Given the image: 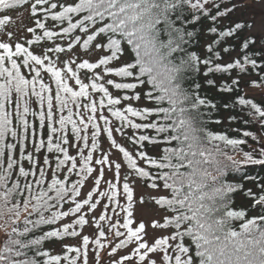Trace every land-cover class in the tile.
<instances>
[{
    "label": "snow or ice",
    "instance_id": "6c2138e0",
    "mask_svg": "<svg viewBox=\"0 0 264 264\" xmlns=\"http://www.w3.org/2000/svg\"><path fill=\"white\" fill-rule=\"evenodd\" d=\"M27 2L0 0V10ZM238 7L236 0L31 3L36 18L26 43L64 40L66 47L55 43L35 54L24 43L0 41V219L11 221L0 264H88L90 244L99 264L107 241L103 221L118 240L114 246L108 242L111 254L129 249L113 264H264V176L247 171L248 166L264 170V101L241 94L220 105L239 107L249 117L243 124L262 130L233 128L240 136L230 137L210 128L222 121L212 116L217 103L202 92L207 86L221 94L239 93L241 78L253 73L259 79L250 86L264 88V36L258 46L253 23L232 18ZM49 18L58 30L48 26ZM10 20L3 15L0 28ZM201 40L203 54L195 50ZM79 48L101 55L92 62L77 54ZM65 53L73 55L60 60ZM82 70H87L83 79ZM42 73L49 74L48 82ZM217 73L221 82L212 78ZM109 86L123 94L114 96ZM241 119L228 116L230 123ZM126 129L135 130L127 137L136 145L135 155L114 137V132L126 136ZM102 135L132 170L122 184L123 165L103 149ZM105 168L114 170V181L105 180ZM233 173L241 175L229 180ZM73 174L78 179L72 180ZM133 174L156 190L153 202L171 213L163 222L152 221L153 228L170 232L151 242L146 224L134 223ZM89 178L94 188L81 198ZM241 194L250 203L236 204L234 197ZM102 200L107 202L103 211L90 221ZM66 217L74 219L58 225ZM93 225V237L83 234ZM66 237H79L81 243L64 245L63 256L43 248L45 241ZM157 253L159 262L150 256Z\"/></svg>",
    "mask_w": 264,
    "mask_h": 264
},
{
    "label": "rangeland",
    "instance_id": "374dc122",
    "mask_svg": "<svg viewBox=\"0 0 264 264\" xmlns=\"http://www.w3.org/2000/svg\"><path fill=\"white\" fill-rule=\"evenodd\" d=\"M238 4V10L234 13L233 19L237 18H245L252 20L253 28L250 30L252 34L256 35L257 37L264 36V0H236ZM9 17L11 20L7 22L3 28H0V41H7V42H14L17 40H21L29 35L27 29L32 23V16L30 14V6L23 5L21 7L14 8L8 12ZM8 33H12L11 37L8 36ZM77 54L81 58H87L89 60H95L101 55V53H93L89 55L86 53L82 48L78 49ZM73 53H65L60 54L61 60H67L69 59ZM63 66V65H61ZM246 92L250 95L264 98V88L261 87H252L249 86L246 88ZM117 139L122 142L126 143L122 136L119 135L118 132H114ZM111 143L107 140H103L102 147L106 151H110L111 153V159L114 161H118L122 163V169H121V184L123 183V178L126 176L128 167L126 166L125 162L123 161V158L121 156V153L116 149H109V145ZM252 147H256L255 145H252ZM98 171V169H97ZM113 169L105 168V180H113ZM96 175V173H93V176ZM129 180L131 183V186L134 188V223L138 224L139 222L143 221L146 224V232L147 236L146 239L151 242L154 238L159 237L160 235H167L170 230L169 229H157L153 228L151 226L153 220H159L162 221V217L167 215V212L157 206L153 200L152 197L157 195L156 190L151 189L147 184L143 183L141 179L135 178L134 176H129ZM134 180V182H133ZM94 183L91 178L87 179L85 181V184L83 188L81 189V198H83L88 191L93 190ZM107 185L102 181L101 182V190H106ZM141 197H143V203H141ZM120 202L122 204L125 203V199L123 197L122 189H121V195H120ZM106 200L101 201V205L97 207L94 213L90 214L89 220L91 221L92 215L99 216V214L103 211V205L106 204ZM111 205L109 206V215L112 217V221L115 222L116 216L112 214L111 212ZM119 211V209H117ZM120 216H123L124 213L120 212ZM74 217H66L62 222L73 220ZM121 223L123 221L121 220ZM102 224L104 225L105 231L107 233V241H105V248L100 251L99 253V264H113V260L119 259L121 255L126 254L128 252V248L118 250L117 254L112 255L110 252V246L108 242H112V245L114 246L115 243L118 242L117 238L114 236V230L109 231L108 228V221H103ZM3 227H0V247L2 244V241L4 240L5 236L8 233V228L2 225ZM121 231H124V229H121ZM96 233L95 226H86L83 230V234H87L90 237H93ZM73 246H79L81 241L80 238L77 237L74 240H71L69 242ZM63 246L62 244L58 245V248H61ZM95 246L90 244L89 246V254H88V264H97V259L92 251V249ZM131 246H129L130 248ZM154 259H156L158 262L160 260V254H150ZM136 264H139V261H136Z\"/></svg>",
    "mask_w": 264,
    "mask_h": 264
},
{
    "label": "trees",
    "instance_id": "16d2710c",
    "mask_svg": "<svg viewBox=\"0 0 264 264\" xmlns=\"http://www.w3.org/2000/svg\"><path fill=\"white\" fill-rule=\"evenodd\" d=\"M33 2H34V0H28V2L27 3H24V4H29L30 3V7H31V3H33ZM8 11L9 10H0V18H2L3 15H8L7 14ZM30 11H31V9H30ZM35 18L36 17H34L32 15V23L29 26V28L35 26L34 25ZM237 20H244V21H251L252 22V20L245 19V18H237ZM47 24L53 30H58L59 25H54L50 18L47 21ZM63 26L66 27L67 24L65 23ZM37 34H42V30L37 29ZM32 38L33 37H32V34H31V35H29V36H27V37H25V38H23L21 40H18L16 42L24 43L25 46L26 47H30V50H32L35 54H42L44 51H46L47 48L53 47L55 45V43H60L61 45H63V46L66 47V44H65V41L64 40L50 41V40H46V39L45 40H41L37 44H33V45L29 46L26 43V41L29 40V39H32ZM256 38H257L258 46H259V42H260L261 37L259 38V37L256 36ZM9 43H11V42H9ZM12 43H15V42H12ZM203 44H204V41L201 40L200 45H197L196 48H195V50H197L201 54H203ZM0 51H2V50H0ZM237 54H238V51L232 53L233 56H236ZM49 55L52 57L53 60H56L57 59V56H56L55 53H49ZM128 58H129L128 56L121 57L122 60H125V59H128ZM224 58H225V60H229L230 59L228 56H225ZM94 61H92V62H94ZM77 62H79V61H77ZM113 63H115V62H113ZM58 66H59V63H58ZM24 71H25V74H27V71L26 70H24ZM86 71L87 70H82L81 71V77H82V79L84 78V73ZM235 75H236V72L234 71L232 73V76H235ZM42 76H43L45 82H48L49 81V74L42 73ZM108 78H114V79H117L118 81L120 79V78H117V77H114V76L113 77H109V76H106L105 77V79H108ZM212 78L217 79L218 82H221V74H219V73L215 74V76H213ZM257 79H259V77L256 76L255 73H253L252 76H243L241 78V84H240L241 91L239 93H235V94H228V93L221 94V93H219L214 88H209L207 86H204V88L202 89V92L205 93L208 96L209 99H213L214 102L217 103V105H218V111L212 114L213 118L214 119H220L222 121V123L221 124H218V125L217 124H210L209 125L210 128H212L215 131L227 132V134L230 137H239L240 136V133L232 131L233 128H240V129L250 130V131H253L254 133H257V134H260L261 133L262 130L255 123H252L250 125H244L243 124V120H248L249 117L247 115H245L243 112H241L240 109H239V107H237L236 109H230V110H226V109H223L222 107H220V105H222L223 103H231L232 100L234 99V96L235 95H241V94L246 95L248 98L254 99L256 102L264 101V98H259V97L250 95V94H248L246 92V88L250 86L249 81H251V80H257ZM85 82H88V81L85 80ZM69 83H70V85H72L73 87H75V88L78 89V86L75 85V82L73 80H70ZM201 83H203V81H201ZM53 87H54V85H53ZM109 89L113 93L114 96L122 95L123 94L120 91L115 90L114 88H111V86H109ZM96 95H97V98H98L99 94H96ZM141 103H143V101H141ZM134 106H135V104H134ZM33 107L34 108H38V105L33 104ZM64 114L66 115L67 113L65 112ZM105 114L108 115V113H107L106 110H105ZM230 115L242 117V119L230 123L228 121V116H230ZM29 119L31 120L32 117L30 116ZM111 119H113L114 124L118 127L119 126L118 122H116L114 120V118H111ZM137 122H140L138 118H137ZM134 131H135L134 129H126L127 135L126 136H122L123 139H124V141L126 143L120 142L117 139V137L115 136V134H114V137L118 141V143L122 144L124 147H126L130 152H133V154L135 155L136 145H134L127 138L128 136H131ZM119 135H120V133H119ZM104 139H107L111 143V141L107 138L106 135H102V137H101V144H103V140ZM247 139H248V145H251V146L252 145H255V142L251 138H247ZM242 147H244L245 150H249L247 145L242 146ZM44 154H47V153L45 152ZM121 156H122V154H121ZM125 164H126V162H125ZM126 166H127V164H126ZM247 171L250 174H255V173L259 172L260 175L264 176V170L259 169V168H253L251 166H248ZM130 172H132V170L128 168L127 169L126 176H128ZM240 175H241L240 173H233V174H230L228 176V179L229 180H233V177L239 178ZM133 176H134V174H133ZM71 179L72 180H75V179H78V177H76L75 174H73V176H72ZM141 181L143 183H145L142 179H141ZM245 187H251V188H253V190H255V185L252 184V183H250V182H246L245 183ZM234 199H235L236 204H238V205H246V204L250 203V201L246 200L242 194L235 196ZM68 206L69 205L65 204L64 205V210H66ZM170 214H171L170 212H167V215H170ZM253 214H255V213H252V212L249 213L250 216L253 215ZM66 222H69L70 223V222H72V220L66 221ZM161 222H163V221H161ZM57 223L59 225L60 223H62V221L57 222ZM234 223L238 225L239 222L237 221V222H234ZM0 225H4L5 227H7L8 228V233L11 231V221L8 219L7 216H5L4 218L0 219ZM21 227H22V224H21ZM49 227L50 226H44V230L47 231L49 229ZM36 234L39 235L41 233L39 231H37ZM6 237H7V235L5 236L4 240L6 239ZM29 238H31V237H29ZM75 238H77V237H66L63 240H61V239H55L54 238V239H52L50 241H45L43 243V248L45 250H49L52 255H61V256H63L64 253H65V251H66L64 245H71L69 242L71 240H74ZM59 244H62L63 246H61V248H58V245ZM2 246H3V244H1V247ZM71 255L74 256L75 253H72ZM82 259L83 258H81V261H82ZM61 264H67V261H63L62 260L61 261Z\"/></svg>",
    "mask_w": 264,
    "mask_h": 264
}]
</instances>
